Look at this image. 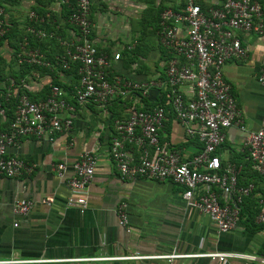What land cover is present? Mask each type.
Masks as SVG:
<instances>
[{
    "label": "crops",
    "instance_id": "obj_1",
    "mask_svg": "<svg viewBox=\"0 0 264 264\" xmlns=\"http://www.w3.org/2000/svg\"><path fill=\"white\" fill-rule=\"evenodd\" d=\"M197 1L204 7L223 2ZM259 1L264 25V0ZM185 3L186 0H90L89 38L111 58L120 54L107 68L106 77L119 75L134 81L164 78L166 52L158 41L160 13L166 8L181 11ZM73 4L74 0H7L5 5L0 93H7L9 100L23 93L40 101L57 85L75 110L70 129L56 133L52 140L27 135L8 147L7 155L32 164L33 170L16 177L0 174V259L44 260L24 264H155L157 259L153 258H93L147 256L173 250L200 255L176 258L172 264H256L245 258L219 259L208 254L259 256L264 251V225L255 220L257 199L264 198V177L253 168L242 144L246 131L258 129L264 117V86L257 81L264 64V26L260 34L239 33L247 56L227 60L223 65V76L242 114L245 130L226 129L219 149L221 163L241 165L238 184L252 183L254 188L244 198L236 228L218 234L207 214L186 205L182 186L167 179H127L120 175L109 145L115 120L126 116L127 98L112 99L105 106L93 100L85 104L75 101L79 62L67 58V52L80 41L77 28L68 20ZM129 49L134 50L132 58ZM30 51H38L40 60L28 61ZM63 59L68 61L65 68ZM21 74V78H15ZM160 92L152 90L150 101L165 96ZM142 105L143 102L138 106ZM165 106L160 139L169 140L181 157L189 160L202 145L186 135L170 105ZM5 122V118L0 119L1 127L7 128ZM126 149L137 161L136 147L126 145ZM87 150L93 151L97 163L84 193L87 206L81 209L69 204L74 194L67 179L73 173L72 163ZM58 162L66 165L63 177L53 170ZM212 188L223 201L221 189ZM22 198L31 200L32 206L26 214H16L13 203ZM46 198H52L51 203L43 202ZM119 210L125 215V225L119 224Z\"/></svg>",
    "mask_w": 264,
    "mask_h": 264
},
{
    "label": "built area",
    "instance_id": "obj_2",
    "mask_svg": "<svg viewBox=\"0 0 264 264\" xmlns=\"http://www.w3.org/2000/svg\"><path fill=\"white\" fill-rule=\"evenodd\" d=\"M7 0H0V38L4 36V10ZM69 22L77 28L79 42L67 58L78 61L79 84L73 90L78 104L93 100L105 106L115 98H127L126 116L115 120V133L111 138L109 153L120 175L127 179L145 177L157 181L171 180L183 187L182 198L188 207L207 214L218 234L236 228L244 198L252 194L254 185L238 184L241 165L221 163L219 149L226 136V129L237 127L245 130L242 114L237 107L230 86L223 76V65L230 59L247 56V49L241 43L239 33H262L260 19L262 5L259 0H223L219 6L203 11L197 0H186L183 10L166 8L160 13L158 41L170 54L166 61L164 78L134 81L114 75L106 77L112 60L101 52L89 38L90 0H74ZM27 60L37 62L38 51H30ZM26 58V57H25ZM68 61L63 59L62 67ZM264 86V64L257 77ZM161 90L166 96L175 119L184 127L186 135L201 143V150L189 160H184L169 140H161L159 131L166 118V106L155 104L149 109L138 106L141 99L152 90ZM8 94L0 95V119L5 116L4 101ZM75 105L69 102L64 91L57 85L50 88L46 98L31 100L25 94H17L15 108L7 128L0 124V174L16 177L33 170V165L14 156L7 155L10 145H17L23 136L52 140L56 133L67 131L72 126L71 114ZM243 148L256 172L264 177V117L256 130L246 131ZM126 145H133L138 151L137 161L131 157ZM97 159L92 150L82 152L72 163V176L67 179L73 197L69 204L81 209L87 206L84 196L90 183ZM64 162L53 165V170L63 177ZM212 187H219L220 195ZM52 198L43 200L51 203ZM257 223L264 224V198L257 199ZM32 206L29 199H18L13 203V212L26 214ZM119 224L125 225L123 211H118ZM17 223L14 222V226ZM169 251L156 255H132L118 257H97L94 260H116L132 258L157 259L155 264H172L176 258L199 256ZM211 257L245 258L264 264V252L259 256L241 253H211ZM43 259L4 258L0 264H24L42 262Z\"/></svg>",
    "mask_w": 264,
    "mask_h": 264
},
{
    "label": "trees",
    "instance_id": "obj_3",
    "mask_svg": "<svg viewBox=\"0 0 264 264\" xmlns=\"http://www.w3.org/2000/svg\"><path fill=\"white\" fill-rule=\"evenodd\" d=\"M201 5V4H200ZM201 7V9L203 10V11H206V10H208L209 9V7H204L203 5L202 6H200ZM72 11V9H70V11H69V13ZM140 46H142V45H140ZM137 47H139V45H137ZM163 49V48H162ZM164 50V49H163ZM129 51H130V49H129ZM165 52H166V58H165V61H167L168 60V58L170 57V54L169 53H167V51L166 50H164ZM133 53H134V50H131L130 51V53H129V55H130V57L132 58V56H133ZM133 60H135V59H133ZM24 65H27L26 66V68H30L31 69V66L30 65H28V64H24ZM28 70V69H27ZM23 76V74H21V75H19V77H15V78H21ZM16 80V79H15ZM54 84H59V83H57V82H54ZM161 93V95H164V93H162V92H160ZM1 94V97H2V94L3 93H0ZM158 97V96H157ZM166 96H164V97H162L161 99H159V97H158V99H154V102H152V101H150V95H148L147 97H144V98H142L141 99V102H143V105H142V108H144V109H149V108H151L152 106H154L155 104H162V105H165L167 102H166ZM127 101V104H128V102H129V100L127 99L126 100ZM125 102V101H124ZM126 103V102H125ZM155 103V104H154ZM4 106H5V116H4V118H5V126L7 127L8 126V123H9V121L11 120V118H12V115H13V111H14V108H15V97L14 98H11V100H9V99H7L6 101H4ZM244 201L245 200H243V202H242V205H243V203H244ZM241 205V206H242ZM258 212V209H257V211H256V213ZM240 213H241V210H240ZM256 215V214H255ZM260 224H262V223H260ZM262 225H264V224H262ZM264 252V251H263Z\"/></svg>",
    "mask_w": 264,
    "mask_h": 264
}]
</instances>
